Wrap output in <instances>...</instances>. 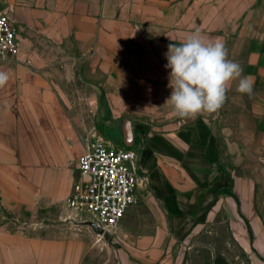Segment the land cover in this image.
<instances>
[{"label": "crops", "instance_id": "crops-1", "mask_svg": "<svg viewBox=\"0 0 264 264\" xmlns=\"http://www.w3.org/2000/svg\"><path fill=\"white\" fill-rule=\"evenodd\" d=\"M0 12L20 44L0 61V264L109 261V240L68 207L92 140L69 89L95 63L117 118L149 113L148 182L111 231L117 263L264 264V0H0ZM196 28L225 44L254 89L233 82L217 112L181 119L165 104L164 54Z\"/></svg>", "mask_w": 264, "mask_h": 264}, {"label": "built area", "instance_id": "built-area-1", "mask_svg": "<svg viewBox=\"0 0 264 264\" xmlns=\"http://www.w3.org/2000/svg\"><path fill=\"white\" fill-rule=\"evenodd\" d=\"M20 53L17 28L6 12H0V61ZM139 156L100 141H89L79 158V176L68 207L76 217H85L110 233L120 226L128 211L138 204V190L148 182L139 172Z\"/></svg>", "mask_w": 264, "mask_h": 264}, {"label": "clouds", "instance_id": "clouds-1", "mask_svg": "<svg viewBox=\"0 0 264 264\" xmlns=\"http://www.w3.org/2000/svg\"><path fill=\"white\" fill-rule=\"evenodd\" d=\"M167 60L170 96L165 104L171 114L181 119H195L198 115L217 112L225 103L233 82L236 91L251 95L254 80L243 75L238 62L228 59L225 44L202 35L199 28L179 43L169 44L164 54ZM0 73V85L6 81Z\"/></svg>", "mask_w": 264, "mask_h": 264}, {"label": "rangeland", "instance_id": "rangeland-1", "mask_svg": "<svg viewBox=\"0 0 264 264\" xmlns=\"http://www.w3.org/2000/svg\"><path fill=\"white\" fill-rule=\"evenodd\" d=\"M80 69L89 70L90 65L86 67V65L83 64L79 70ZM93 70V79H78L75 86L69 89L70 95L68 97H70L71 102L68 107L71 110V114L78 119L80 128L87 129L92 133L91 142L100 141L118 149L134 150L138 153V165H140V150L149 144V113L148 111L139 112L140 118H143L142 120L145 124L141 123L140 121L142 120L140 119L132 120L126 116L123 118H117L116 112L111 110L110 106L107 104V99L102 93V84L106 83V80L101 76L99 64L95 63ZM139 172L141 175L146 176L142 171H140V166ZM146 184L147 183L143 186ZM76 218L79 225H81V222L85 220V217L82 218L79 216ZM223 231H225L224 225L222 226V232ZM115 234L116 233L110 232L108 239L99 236V244H101L104 239L109 240L110 258L108 263L99 258L95 260V264H118L116 259L117 241L115 240Z\"/></svg>", "mask_w": 264, "mask_h": 264}, {"label": "water", "instance_id": "water-1", "mask_svg": "<svg viewBox=\"0 0 264 264\" xmlns=\"http://www.w3.org/2000/svg\"><path fill=\"white\" fill-rule=\"evenodd\" d=\"M81 225L90 228L95 234H97L100 237H104L107 239L109 238V232L106 233L103 228L99 227L96 223L92 221H89V220L83 221L81 222Z\"/></svg>", "mask_w": 264, "mask_h": 264}]
</instances>
